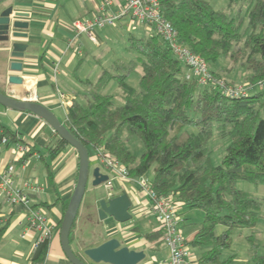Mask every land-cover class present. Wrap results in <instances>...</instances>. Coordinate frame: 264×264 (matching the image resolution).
I'll list each match as a JSON object with an SVG mask.
<instances>
[{
  "label": "trees",
  "instance_id": "obj_1",
  "mask_svg": "<svg viewBox=\"0 0 264 264\" xmlns=\"http://www.w3.org/2000/svg\"><path fill=\"white\" fill-rule=\"evenodd\" d=\"M228 1L247 5L246 12L231 16L207 0L160 3L179 41L207 62L217 80L227 82L234 67L241 65L249 73L247 79L256 84L264 79V0ZM128 50L136 53L134 59L104 69L88 100L69 106L67 127L89 151L104 147L131 177L152 172V187L158 194L175 197L183 209L202 210L204 220L190 242L207 248L199 264H233V257L220 260L222 251L232 246V231L256 228L264 208V202L237 187L239 181L264 184V90L254 87L245 97L230 98L215 82L201 84L188 78L186 64L156 33H130ZM221 58H228L232 66L211 68ZM138 68L139 88H135L127 80ZM111 83L120 87V106L107 93ZM215 132L229 140L218 165L210 147ZM5 134L18 140L15 133ZM135 137L144 144L140 155L128 147ZM65 146L61 138L49 152L57 155ZM219 225L226 229L217 234ZM7 226L0 225V236ZM72 233L73 229L71 240ZM49 243L36 249V263L44 260ZM252 264H264V254H256Z\"/></svg>",
  "mask_w": 264,
  "mask_h": 264
},
{
  "label": "crops",
  "instance_id": "obj_2",
  "mask_svg": "<svg viewBox=\"0 0 264 264\" xmlns=\"http://www.w3.org/2000/svg\"><path fill=\"white\" fill-rule=\"evenodd\" d=\"M112 1L110 11L113 12L125 4V0ZM101 3L102 0L3 1L0 12L13 7L15 12L29 14V18L21 19L29 23V28L14 30L26 33L27 38H15L10 43L0 42V92L18 100L36 98L35 102L52 111L67 126L69 106L75 101L85 103L88 100V94L102 71L111 69L117 61L126 60L127 63L128 58L114 61V57L103 54L104 50L108 53L113 49L110 45L116 37L115 31L129 35L136 33L134 29L141 25L142 35L136 33L137 35L148 36L155 33L150 26L125 17L114 27L96 28V42L87 34L77 36L73 28L74 22L94 19L101 13ZM14 43L26 45L23 58L12 57ZM12 62L22 63V71H12ZM96 69L100 73L98 72L97 80H94L96 82H92V74ZM11 76L21 77L23 83L11 84ZM238 83L244 84L241 81ZM0 130L15 133L19 143L30 147L31 154L23 161L28 153L21 154L16 144L0 145V162L4 167L15 166V187L29 194L33 206L46 210L49 223L54 228L43 261L48 264H72L62 249L60 229L67 211L66 205H69L78 181L80 158L77 150L68 145L57 155H51L49 149L56 147L61 139L54 129L32 112L13 110L1 104ZM89 153L90 160L96 161V151L90 150ZM96 167L98 166L94 169ZM101 173L107 175V172ZM136 180L137 177H132V180L115 182L114 197L127 193L133 203L132 220L119 223L112 217L100 219L99 202L109 197L105 183L94 186L91 177L89 199L85 203L82 201L71 240L73 251L82 260L90 263L84 250L97 247L112 238L118 239L122 246L144 251L146 259L140 264H161L168 259L170 254L161 226L150 214L151 203ZM31 185L40 186L42 191L33 192L29 188ZM27 212L26 207L12 206L4 196H0V225L8 224L0 236V264L43 262L34 261L39 232L29 228ZM186 212L187 209L182 207L183 220ZM197 232L186 237L190 252L188 264H199L200 256L191 250L190 245ZM148 235H152V239Z\"/></svg>",
  "mask_w": 264,
  "mask_h": 264
},
{
  "label": "built area",
  "instance_id": "obj_3",
  "mask_svg": "<svg viewBox=\"0 0 264 264\" xmlns=\"http://www.w3.org/2000/svg\"><path fill=\"white\" fill-rule=\"evenodd\" d=\"M112 5V0H102L101 13L98 16L92 20L74 22L73 28L76 35L87 34L93 42H96L94 35L96 28L114 27L123 18L129 17L135 22L150 26L156 34L170 45L174 54L186 64L188 78L195 77L201 84L215 82L223 93L230 98L245 97L250 89L254 87L264 90V79L251 87L243 85L229 86L224 81L217 80L209 69L207 62L179 41L176 28L162 13L160 0H125V4L114 12L110 11ZM62 97L65 96L62 95ZM28 99L36 101L34 97ZM17 139L13 142L9 135L0 130V145L14 143L21 154L28 153L30 147L19 143V138ZM96 155L97 159L110 170L111 175L105 183V187L108 197L113 198L115 182L117 180H132V177L128 168L121 161L107 155L104 147L100 146L96 150ZM14 174V165L4 167L0 162V196H4L12 206L22 205L27 208L29 228L39 232V239L35 246L37 249L41 243L51 240L54 228L49 223L46 210L42 207L33 206L29 194L15 187ZM136 182L151 203L150 214L159 222L163 230V238L170 255L161 264H188L190 258L189 242L179 230L183 221L181 214L183 205L173 196L158 194L152 187V180L146 176L137 178ZM29 188L35 193L42 191L38 185H31ZM39 264L48 263L43 261Z\"/></svg>",
  "mask_w": 264,
  "mask_h": 264
},
{
  "label": "water",
  "instance_id": "obj_4",
  "mask_svg": "<svg viewBox=\"0 0 264 264\" xmlns=\"http://www.w3.org/2000/svg\"><path fill=\"white\" fill-rule=\"evenodd\" d=\"M3 1L5 0H0V5ZM23 18H29V14L15 12L13 7H8L0 12V42L10 43L12 39L28 37L26 33L14 31L15 29L23 30L29 28L28 22L21 21ZM12 48V57L23 58L25 56L26 45L14 43ZM10 68L12 71L20 72L23 69V64L12 62ZM9 82L11 84H22L23 79L19 76H11L9 77ZM0 104L13 110L29 111L36 114L45 120L60 138L66 141L68 145L74 147L79 154L80 167L77 185L60 229L61 246L68 260L72 264H140L144 261L146 259L144 251H135L127 246H122L121 242L116 238H112L97 247L84 250V255L89 259L90 263L82 260L73 251L70 238L71 232L90 178L89 150L70 133L68 127L61 123L52 111L42 104L29 100H18L1 92ZM92 177L94 186L102 185L109 180V176L101 173L100 168L94 169ZM132 206V200L127 193L109 199L105 198L99 202V217L101 220L112 217L119 223H126L133 218L131 213Z\"/></svg>",
  "mask_w": 264,
  "mask_h": 264
},
{
  "label": "rangeland",
  "instance_id": "obj_5",
  "mask_svg": "<svg viewBox=\"0 0 264 264\" xmlns=\"http://www.w3.org/2000/svg\"><path fill=\"white\" fill-rule=\"evenodd\" d=\"M207 1L210 3V5L215 10L224 11L227 14H230L231 16L236 15V13L239 10H241L242 13H245L247 9V5L245 4L237 3V4L230 5L228 0H207ZM142 25H145V24H142ZM140 27L141 25H138L137 29H134V31L137 34L142 35L140 34L142 33ZM114 35H116V37L113 39V42L110 45V46H113V49L110 50V52L108 53L105 52L104 50L103 51L104 56L105 55L107 57L112 56L114 57V61H117L118 59L123 60L125 58H128L127 63L130 62L132 59H134L136 53L134 51L128 50V33L124 32L123 34L116 30ZM97 54H99V50ZM123 61L126 62V60H123ZM231 66L232 65L228 58H221L215 65H212L211 68H213L214 70H217V69L220 70L222 67L225 68V67H231ZM97 69L92 74V78H94L92 82H96L94 80H97L98 74L100 73ZM140 74H141V69L140 68L136 69V71L130 74V76L128 77V80H127L128 83L135 88H139ZM248 75L249 73L247 69L242 67L241 65H238L234 67L233 71L231 72V75L228 76V78H226L225 76L227 80V82L225 81V83L226 84L229 83L231 86H234V85H243V86L247 85L249 87L254 86L255 84H251V82L247 79ZM238 81H241L244 84H240L238 83ZM83 87L84 86L82 84V89ZM107 89L109 91V94H112L115 96L114 98L115 104L117 106H120L121 105L120 87L116 83H111ZM255 90H258V89H255ZM228 144H229L228 139H220L217 136V133L215 132L214 136L212 137L210 141V147L212 149V161L214 165H218L221 163L222 157L225 154V150ZM128 147L136 155L142 154V152H144V149H145L142 141L136 137L133 138L131 142H128ZM97 160L96 161L90 160V178H89L87 189H86V192L83 198V203H85L89 199V195H90L89 191H91L92 189V183H90V181H91V177L94 171V167L98 166L96 168H100L102 172H107V175L109 177L111 175L110 170L106 166H104L99 160L98 161ZM152 175L153 173L149 172V174L146 177L152 180ZM237 187L240 190L248 192L254 197L260 199L262 202H264V184H255V183H251L247 181H239L237 183ZM185 217L186 218L183 220V223H181L179 230L185 237H187L193 234V232L199 231L201 224L204 220V212L200 209H188L187 212L185 213ZM225 229L226 228L224 226L219 225L217 226L215 231L217 234H220ZM231 237H232V246L230 249H226L222 251V254L220 257L221 261H224L230 257H233V260H234L233 264H252L253 258L256 254L257 255L264 254V208L261 211V218L256 228L254 229L236 228L232 231ZM249 237L250 238L252 237L253 239H250ZM191 250L197 256H201V254L204 251H206L207 248L191 246Z\"/></svg>",
  "mask_w": 264,
  "mask_h": 264
}]
</instances>
